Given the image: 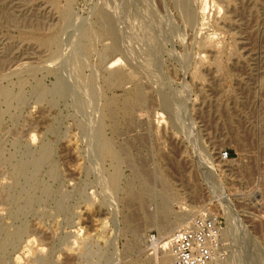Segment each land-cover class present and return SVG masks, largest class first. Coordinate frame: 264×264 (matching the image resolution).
Masks as SVG:
<instances>
[{
  "label": "rangeland",
  "instance_id": "1",
  "mask_svg": "<svg viewBox=\"0 0 264 264\" xmlns=\"http://www.w3.org/2000/svg\"><path fill=\"white\" fill-rule=\"evenodd\" d=\"M201 208L264 264V0H0V264H162Z\"/></svg>",
  "mask_w": 264,
  "mask_h": 264
},
{
  "label": "built area",
  "instance_id": "2",
  "mask_svg": "<svg viewBox=\"0 0 264 264\" xmlns=\"http://www.w3.org/2000/svg\"><path fill=\"white\" fill-rule=\"evenodd\" d=\"M228 158V152L220 155ZM158 237H151V241ZM160 247V243L158 248ZM168 258L162 264H238L228 245L226 221L221 215L201 210L166 235Z\"/></svg>",
  "mask_w": 264,
  "mask_h": 264
},
{
  "label": "bare ground",
  "instance_id": "3",
  "mask_svg": "<svg viewBox=\"0 0 264 264\" xmlns=\"http://www.w3.org/2000/svg\"><path fill=\"white\" fill-rule=\"evenodd\" d=\"M201 210H204V211H207V210H205V208H201V209H199L197 212H200ZM197 212H195V213H197ZM194 214V213H193ZM185 217H187V214H185V213H183L182 215H179L178 217H177V220L179 221V222H181ZM191 217V216H190ZM189 220V219H188ZM161 224V223H160ZM183 224V223H182ZM162 225V224H161ZM162 227H164V226H162ZM166 227V226H165ZM158 240H159V237H158ZM162 242V245L160 246V250H158V247L156 248V250H158V253L161 255V254H164L165 253V251H166V238L163 240V241H161ZM168 254V253H167ZM161 258V257H160ZM168 258V257H167ZM163 259V258H162Z\"/></svg>",
  "mask_w": 264,
  "mask_h": 264
}]
</instances>
